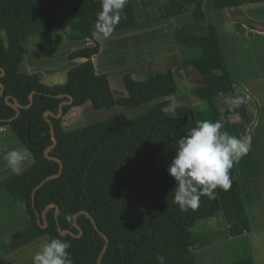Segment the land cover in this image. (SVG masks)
<instances>
[{
    "label": "trees",
    "instance_id": "obj_1",
    "mask_svg": "<svg viewBox=\"0 0 264 264\" xmlns=\"http://www.w3.org/2000/svg\"><path fill=\"white\" fill-rule=\"evenodd\" d=\"M259 2L264 0H212L210 8ZM100 3L0 0V29L6 33L0 38V128L8 126L33 159L22 175L12 174L1 182L10 201L22 203L26 220L11 230L7 242L1 240L0 249L9 255L44 237L48 242L56 238L71 244L68 251L73 264H98L105 245L103 234L108 247L100 264H158L157 255L164 256L165 264H196L193 233L202 230L206 220L223 218L231 238L250 232L243 218L244 200L235 163L230 170L231 187L216 189L215 199L202 197L199 208L187 212L174 203L175 182L167 172L178 141L199 121H220L225 126L230 116L238 114L237 110L219 112L216 105L218 96L235 90L218 37L214 29L208 35L197 34L187 9H179L186 20L173 22L174 40L185 50L199 52L182 67L199 74L200 85L190 88V94L205 103V108L178 102L181 107L172 119L163 111L177 90L171 70L141 78L125 74L124 97H115L107 76L96 72L92 59L100 52V45L93 32ZM60 12L67 16L60 18ZM240 21L264 32V26ZM137 25L132 0H128L114 32ZM66 29L69 42L87 44L68 54V61L82 62L66 72L64 83L49 84L40 74L21 71L29 39ZM61 103L67 104L57 117ZM150 103L154 105L145 114L132 119L118 115L73 131L62 127L64 116L73 107L87 104L98 111ZM46 150L50 158L45 156ZM60 166L57 178L35 190L56 175ZM229 264L254 261L244 258Z\"/></svg>",
    "mask_w": 264,
    "mask_h": 264
},
{
    "label": "crops",
    "instance_id": "obj_2",
    "mask_svg": "<svg viewBox=\"0 0 264 264\" xmlns=\"http://www.w3.org/2000/svg\"><path fill=\"white\" fill-rule=\"evenodd\" d=\"M211 1L162 0L165 4L164 12L160 11L159 21L156 27H152L156 28L155 31L159 32L161 36L151 38V46L144 59L150 72H145V75L157 72L165 73L171 70L175 76L177 90L170 97L183 105L186 103L188 107L197 108V103L192 104L190 101L188 79L189 77L193 79L192 75H196L197 80L194 83L197 84L195 86L197 87L200 85V77L192 68L188 67L185 70L182 63L198 57L199 52L195 49L193 51L185 50L176 44L172 20L176 19V22L186 20L185 15L179 13L180 8H185L197 34L208 35L214 29L228 73L235 85L233 93L216 98V105L219 112L238 111V114L229 117L224 129L231 135L249 140L251 145L247 155L235 162L236 176L244 200L245 213L243 218L248 223L250 232L237 238H231L228 233L229 224L223 218L217 216L206 220L203 229L193 234V240L196 244V264H229L244 258H252L254 264H264V93L261 89L264 88V32L251 28L240 21V19H246L251 24L264 26V2L244 4L234 8L212 9L210 8ZM132 4L138 25L134 28L114 32L112 35L118 34L120 37L128 33L140 32L142 36H150L143 35L149 27H147V23L140 21L135 3L132 2ZM96 41L99 42V38H96ZM104 52L102 45H100V52L92 61L103 58L102 61L105 64L108 63L111 60L108 58L110 56L104 55L102 57ZM95 69L97 73L107 76L112 94L115 97L126 96L125 87L123 89L121 85V83L123 84V76L127 74L126 71L119 78V73L116 75L111 73L110 75L107 71H97L96 67ZM112 75L115 77H111ZM179 75L183 77V80L179 79ZM113 81L116 83L117 90L113 87ZM119 90L120 92H117ZM180 91L181 94H179ZM240 98L243 99V103L240 105L227 103L229 99ZM153 105L154 103L148 104V108ZM85 106L88 105L73 108L82 109ZM127 108L129 107L104 109L110 112L104 120L118 115H125L132 119L130 112L132 110ZM204 108L198 107V109ZM118 111H123L124 114ZM93 112L95 111L91 109L87 114L92 115ZM75 126L64 125L62 122L65 131H73ZM19 147L25 148L9 127L0 128V190L3 192L1 182L12 175L11 173L4 175L3 172L5 173L7 170L1 171L3 156L12 148ZM4 163L6 162L4 161ZM5 221L4 213H1L0 237L4 234ZM36 242L14 251L8 255L9 258L4 259V263L10 260L8 264H16L17 261L24 262L26 259H30V256L34 257L39 250L35 251L30 247ZM2 263L3 261L0 264Z\"/></svg>",
    "mask_w": 264,
    "mask_h": 264
},
{
    "label": "clouds",
    "instance_id": "obj_3",
    "mask_svg": "<svg viewBox=\"0 0 264 264\" xmlns=\"http://www.w3.org/2000/svg\"><path fill=\"white\" fill-rule=\"evenodd\" d=\"M128 0H101L93 35L97 38L110 37L122 19ZM6 36L0 29V38ZM163 111L175 119L181 106L173 98ZM227 103L240 105L243 99H229ZM220 121L202 120L192 127L187 135L180 138L167 172L175 182L173 201L181 212L199 208L202 197L215 199L216 189L228 190L232 180L230 170L234 163L247 155L250 141L223 131ZM26 148H12L3 156L9 172L20 176L28 159ZM67 241L53 238L34 255L33 264H73ZM158 264H165V258L157 255Z\"/></svg>",
    "mask_w": 264,
    "mask_h": 264
},
{
    "label": "rangeland",
    "instance_id": "obj_4",
    "mask_svg": "<svg viewBox=\"0 0 264 264\" xmlns=\"http://www.w3.org/2000/svg\"><path fill=\"white\" fill-rule=\"evenodd\" d=\"M135 3V7L137 9L138 17L140 21H144L147 23V27H149L148 31L143 35L150 36H142L140 32L128 33L123 36L118 34H114L108 38H99V44L102 45L103 50L105 51L102 55H109V59H111L108 63H104L101 59H96L93 63L97 68V71H107L110 75H116L119 73L118 77L123 72L132 73L138 78L142 76H146L145 72H150L149 68H147L145 63V55L148 53V49L150 48V43L152 42L151 38L160 37L161 34L156 32L154 28L156 27L157 22L161 16V12H164V3L162 0H132ZM264 5V3H263ZM60 18H64L67 16V13L60 12L58 15ZM176 19H173L174 22ZM176 22V21H175ZM173 25V24H172ZM69 30H64L63 32L52 34L48 37L46 36H37L35 38H31L27 41L26 45L29 49L28 54L25 56V60L23 65L21 66V71L24 73H37L45 78L46 83L49 84H62L65 82V74L66 72L73 66L81 63L80 60L68 61V54L83 46V43H72L68 41ZM161 39V38H160ZM89 43V42H88ZM87 44V43H86ZM193 51V50H191ZM107 58V59H108ZM147 59V58H146ZM114 72V73H113ZM111 77H115V76ZM187 76V75H186ZM179 79L183 80L182 76L179 75ZM189 77V76H188ZM193 79L189 77L188 83H190V88L195 87L197 84L194 83L197 80L196 75H192ZM113 87L117 90L116 83L113 81ZM194 84V85H193ZM122 88L124 89L123 84L121 83ZM264 93V88H261ZM181 90V88H180ZM187 90V89H186ZM115 92V91H114ZM117 92H120L117 91ZM190 93V91H188ZM181 94V91L179 92ZM190 101L192 104L197 103V108L205 107V103L199 101L197 98L193 97L190 94ZM186 106V103H184ZM188 107V105H187ZM191 108V107H190ZM132 111L131 117L135 118L145 114L150 108H148V104L136 108H127ZM91 110V107L85 106L82 109L72 108L66 116L63 118L64 125L74 126V130L77 128H82L88 126L87 124H94L98 121L104 120L106 116H109L110 112L106 110L95 111L92 115L87 114ZM121 112L123 111H118ZM125 116V115H124ZM127 117V116H126ZM130 118V117H128ZM31 155L28 156L24 164V168L28 167L32 164ZM6 163H2L1 171L7 170V172H3L4 175L10 174ZM1 174V176H4ZM2 211V212H1ZM0 212L4 213V234L0 237L1 240H4V243L8 241L9 236L11 235V230L20 227L26 220V214L23 209L22 203H13L8 198L7 194L0 190ZM0 213V215H1ZM196 232V231H195ZM194 232V233H195ZM198 232V231H197ZM193 233V234H194ZM47 238H42L38 240L33 246L30 248L36 250H41L42 246L46 244ZM10 255V254H9ZM30 256V253H29ZM9 258L8 254L4 252V249H0V263L2 264L10 263V260L4 263V259ZM16 264H33V257L30 256V259H26L24 262L17 261Z\"/></svg>",
    "mask_w": 264,
    "mask_h": 264
},
{
    "label": "water",
    "instance_id": "obj_5",
    "mask_svg": "<svg viewBox=\"0 0 264 264\" xmlns=\"http://www.w3.org/2000/svg\"><path fill=\"white\" fill-rule=\"evenodd\" d=\"M2 94H3V86L0 85V97L2 96ZM59 97H62V95H60ZM70 103H72V98H71V97H69V102H68V104H70ZM64 104H67V103H61V104H60V106H59V115H58L57 117H61V116H62V106H63ZM13 107H14L15 109L17 108L16 105H14ZM18 114H19V111H17V114H16L15 117H17ZM50 132H51V133L53 132V125H52L51 123H50ZM54 144H55V140H54ZM50 148H51V147H50ZM50 148H49V149H50ZM49 149H48V150H49ZM48 150H46L44 154H45V156H46L47 158H50V157H48V155H47ZM52 159H53V158H52ZM53 160H54V161H57V160H55V159H53ZM61 169H62V166H60V170H59V172H58L56 175H52V176L46 178L44 181H42V182L36 187L35 190H37L39 187H41V186H42L47 180H50V179H53V178H57V177L61 174ZM56 210H57V208H56ZM74 219H75V216H74ZM91 221H92V223H93L94 228L97 230V227H96L94 221H93V220H91ZM60 233L63 235V234H65L66 232H62V231H60ZM101 235H102V237H103L104 240H105V245H104V247H103V249H102V252H101V254H100L99 258H98V261H97L98 264H100L101 257H102V255L104 254L105 250H106L107 247H108V239H107V237H106L105 235H103V234H101Z\"/></svg>",
    "mask_w": 264,
    "mask_h": 264
}]
</instances>
